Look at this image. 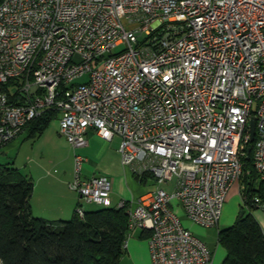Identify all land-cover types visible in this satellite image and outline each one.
<instances>
[{
  "label": "built area",
  "instance_id": "built-area-1",
  "mask_svg": "<svg viewBox=\"0 0 264 264\" xmlns=\"http://www.w3.org/2000/svg\"><path fill=\"white\" fill-rule=\"evenodd\" d=\"M49 110L74 148L88 130L117 136L121 162L153 175L135 206L116 205L128 214L124 246L140 228L151 264H212L176 207L218 225L252 116L264 183V0H1L0 146ZM83 161L75 151L67 183L79 215L82 202L112 205L110 178L82 177ZM238 191L264 213V189Z\"/></svg>",
  "mask_w": 264,
  "mask_h": 264
},
{
  "label": "trees",
  "instance_id": "trees-1",
  "mask_svg": "<svg viewBox=\"0 0 264 264\" xmlns=\"http://www.w3.org/2000/svg\"><path fill=\"white\" fill-rule=\"evenodd\" d=\"M1 1V0H0ZM12 83L1 84L2 89ZM57 115L44 111L33 118L30 136H38ZM24 128V129H25ZM253 142L244 145L243 173L239 183L247 196L264 189L256 188L258 174L253 167ZM248 147L250 151L248 152ZM133 175L141 182L153 175ZM33 183L31 178L13 166L0 167V264H118L125 252L128 214L126 207L102 206L96 210L74 213L70 219L49 221L34 216L29 206ZM251 209L249 201L242 204L234 222L217 230L218 242L225 249L220 264H264V229ZM148 235L143 231L142 236Z\"/></svg>",
  "mask_w": 264,
  "mask_h": 264
},
{
  "label": "crops",
  "instance_id": "crops-1",
  "mask_svg": "<svg viewBox=\"0 0 264 264\" xmlns=\"http://www.w3.org/2000/svg\"><path fill=\"white\" fill-rule=\"evenodd\" d=\"M53 120L38 136H30L29 127L16 137L0 146V167L9 165L13 151L16 154L12 166L31 178L33 187L29 206L34 216L49 221L67 220L75 213L77 193L67 183L73 174V156L77 151L84 156L81 166L82 177L92 174H107L111 180V203L116 206L120 200L127 201V207L135 206L146 188L134 177L132 171L121 162L118 150L119 137L107 140L88 130L85 145L74 148L58 131V121ZM7 165V166H8ZM153 181V180H152ZM85 210V207H82ZM255 217L264 228V213ZM140 233L128 237L125 252L118 264H151L148 253L147 235ZM135 233V232H134ZM225 250L217 254L212 250V264H220Z\"/></svg>",
  "mask_w": 264,
  "mask_h": 264
},
{
  "label": "rangeland",
  "instance_id": "rangeland-1",
  "mask_svg": "<svg viewBox=\"0 0 264 264\" xmlns=\"http://www.w3.org/2000/svg\"><path fill=\"white\" fill-rule=\"evenodd\" d=\"M121 48H122L121 46L115 47L113 49V52L118 51ZM56 119L58 121V117H56L55 120ZM22 132H25V134H26V131L23 130ZM12 153H13V155H12V158L9 159V165L7 164L8 166H12V160L16 154V149ZM242 178L243 177H241V179L238 181H242ZM258 181H260V179L257 180L255 185L258 184ZM142 184L146 188V190H148V191L152 190L156 186L155 182H153L151 178H148L147 181L145 183H142ZM238 185H239V183L238 184L235 183L229 189L227 196H226V199H225L224 204H223L221 217L219 219L217 226H203V225L194 223L189 218H187V216L183 213V211L180 209V207H176L177 213L179 214V217H180L183 225L186 226L187 228H189L191 230V232L196 237H198L200 240H202L211 250H214L215 252L217 251V254L220 251H223V249H224L223 246L220 245L218 242L217 230L230 226L234 222V220H235L238 212L240 211V209H242L241 208L242 199H241V196H240L239 191H238ZM81 206L82 207L84 206L85 210H96V209H99L102 207L100 204H97L94 202H82ZM250 208L251 209H248V207H245V209L247 211L248 210L252 211L253 215H255L256 212H261L257 209H253L252 207H250ZM139 233H140V228H134L131 231L130 235H132V234L137 235ZM120 260H121V258H120Z\"/></svg>",
  "mask_w": 264,
  "mask_h": 264
},
{
  "label": "water",
  "instance_id": "water-1",
  "mask_svg": "<svg viewBox=\"0 0 264 264\" xmlns=\"http://www.w3.org/2000/svg\"><path fill=\"white\" fill-rule=\"evenodd\" d=\"M248 130H249V142H253L254 138H255V133H256V129H255V117L252 116L250 119H249V122H248ZM250 147H248V152L250 151ZM244 212V209H240L239 213L240 214H243Z\"/></svg>",
  "mask_w": 264,
  "mask_h": 264
}]
</instances>
